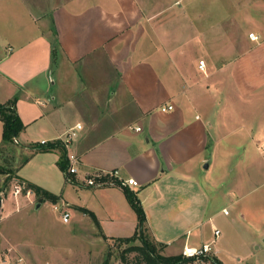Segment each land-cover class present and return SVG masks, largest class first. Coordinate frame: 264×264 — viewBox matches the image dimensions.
I'll return each mask as SVG.
<instances>
[{
    "label": "crops",
    "instance_id": "obj_1",
    "mask_svg": "<svg viewBox=\"0 0 264 264\" xmlns=\"http://www.w3.org/2000/svg\"><path fill=\"white\" fill-rule=\"evenodd\" d=\"M8 1L1 17L16 13L35 28L0 40V103L16 99L15 140L27 163L37 159L38 179L55 172L65 181L60 141L80 124L69 146L79 158L74 185L92 189L95 217L129 230L120 238L137 224L126 189L163 255L207 245L222 264L246 263L250 253L220 238L232 222L220 198L264 173V158L251 154L264 153V0ZM238 149L246 166H224L236 173L223 193L216 171ZM99 172L117 174L88 187L84 178ZM130 179L136 185H120Z\"/></svg>",
    "mask_w": 264,
    "mask_h": 264
},
{
    "label": "rangeland",
    "instance_id": "obj_2",
    "mask_svg": "<svg viewBox=\"0 0 264 264\" xmlns=\"http://www.w3.org/2000/svg\"><path fill=\"white\" fill-rule=\"evenodd\" d=\"M30 1L26 5L37 3L35 0ZM50 1L56 3L58 0ZM9 6H13L11 2L0 0V12ZM39 15L35 12L34 19L39 21ZM25 28L33 30L35 27L32 21L18 18L16 13L13 18L10 15L2 18L0 15V40L11 43L12 36L15 41L23 39L19 32ZM15 139L13 144L0 149V264H124L121 258L124 250L130 245H140V241L135 240L130 245L118 241L129 234V230L120 229L122 222H105L103 212H99L98 215L102 217L99 219L87 210L88 204H96V200L91 197L92 189L66 183L55 172H50L45 180L42 176L38 179L39 173L36 168L33 169L37 159L27 163V151L19 147ZM251 149L248 151L251 152ZM240 150L216 171L217 177L222 179L220 190L223 193L228 191V184L234 181L232 177L236 173H225L223 169L235 170L236 166H239L238 169L246 166L245 162H238ZM251 154L261 164L264 153L259 155L254 150ZM257 164H254L255 171ZM23 172L35 179L32 185L38 187L40 192L54 196L55 201L46 199L40 202L42 193L36 196L27 188V183L19 178L28 179L23 176ZM39 183H44L49 190ZM238 189L233 196L220 198L221 208H226L229 214L227 218L232 221L231 226L224 223L219 226L220 238L228 245L239 248L235 251L238 256L251 254L245 258L244 264H264V173L254 172V177L245 183L244 192ZM63 211L70 215L67 224L61 220ZM148 239L153 241L149 235ZM243 244L245 246L241 249ZM206 254L214 257L211 252ZM126 256L128 260L134 257L133 254ZM194 264L210 263L197 260Z\"/></svg>",
    "mask_w": 264,
    "mask_h": 264
},
{
    "label": "trees",
    "instance_id": "obj_3",
    "mask_svg": "<svg viewBox=\"0 0 264 264\" xmlns=\"http://www.w3.org/2000/svg\"><path fill=\"white\" fill-rule=\"evenodd\" d=\"M16 99L11 100L5 104L0 103V122L2 123V137L0 143V149L8 144H13L14 139L17 137L19 132L22 130L23 125L19 120L15 112ZM47 148L52 147V144H48ZM60 146L63 149L61 143ZM66 153L63 160L60 161L59 167L63 173L67 169ZM27 188L32 190L36 196H40V202L46 199L55 201V197L48 193L40 192V189L32 184H27ZM125 188V187H123ZM127 199L134 210L137 217V224L135 232L132 236L126 238H119L118 241L130 245L135 240L140 241V245H130L126 248L121 256L124 264H194L197 260L210 264H222L215 257H210L208 254H202L198 257L187 258L182 255L177 256H165L162 254L164 246L159 243H155L148 239V233L145 226V216L143 210L138 203L137 199L125 189ZM87 212V211H86ZM94 219V217H92ZM95 221V219H94ZM97 226V222H95ZM133 254L134 257L128 260L126 255ZM106 264V262L104 263Z\"/></svg>",
    "mask_w": 264,
    "mask_h": 264
},
{
    "label": "built area",
    "instance_id": "obj_4",
    "mask_svg": "<svg viewBox=\"0 0 264 264\" xmlns=\"http://www.w3.org/2000/svg\"><path fill=\"white\" fill-rule=\"evenodd\" d=\"M249 37L252 40H257V37L254 36L253 34H250ZM205 67L204 62L203 61H199L198 63V68L203 70ZM172 110V106L167 105L161 108V111H169ZM139 128H137L138 130ZM75 130H81V125L77 124L75 126V128H72L68 131V133L65 135V137L63 139H61L60 143L63 147V149L66 152V160H67V169L65 171L64 177H65V181L67 183H71L74 184L75 181V176L78 174V165H79V158L75 155L70 153L69 151V146L71 144V142L73 141L74 137H75ZM45 141H42L41 144H45ZM260 150L264 151V143L259 147ZM117 174V172H109V173H103V172H99L96 175L93 176H87L84 178V182L88 187H99V186H103L106 185L108 183V181H106V177H115V175ZM120 185L123 187H128L131 185H136V183L133 180H126V181H120ZM20 191V188H17V192ZM69 219H70V215L67 211H63L61 214V220L63 224H67L69 223ZM219 234L218 230L214 231V236L217 237ZM209 251V247L207 245L202 246V248L196 250V249H184L182 252V255L184 257L187 258H193V257H198L202 254H206Z\"/></svg>",
    "mask_w": 264,
    "mask_h": 264
}]
</instances>
